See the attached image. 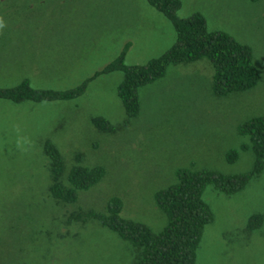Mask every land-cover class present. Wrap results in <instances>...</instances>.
<instances>
[{"label":"rangeland","instance_id":"1","mask_svg":"<svg viewBox=\"0 0 264 264\" xmlns=\"http://www.w3.org/2000/svg\"><path fill=\"white\" fill-rule=\"evenodd\" d=\"M180 17L202 13L210 30L249 45L257 85L226 97L213 93L208 60L171 65L140 91L141 110L127 116L117 88L121 72L94 78L71 101L14 103L0 99V264H134L135 249L97 221L76 215L104 211L112 197L122 216L155 231L166 223L154 193L175 181L180 167L243 173L253 167L251 150L230 149L249 140L238 126L264 115V0H180ZM171 22L146 0H0V87L24 79L34 88L67 90L104 69L130 47L128 65L159 57L175 42ZM106 118L113 132L92 123ZM63 155L66 172L78 155L106 174L68 205L54 200L44 145ZM215 221L204 232L197 264H264V173L233 196L206 192ZM263 224L249 231L250 216Z\"/></svg>","mask_w":264,"mask_h":264},{"label":"trees","instance_id":"2","mask_svg":"<svg viewBox=\"0 0 264 264\" xmlns=\"http://www.w3.org/2000/svg\"><path fill=\"white\" fill-rule=\"evenodd\" d=\"M146 1L171 22L176 35L173 45L159 57L144 64L128 65L125 61L130 47L128 43L104 69L74 88H34L28 79H24L16 86L0 87V99L14 103L71 101L84 95L89 83L97 76L121 72L123 78L117 94L123 103L127 116L125 123L128 124L140 113L141 89L163 79L171 65L208 60L214 67L213 93L216 97L244 92L257 85L260 74L249 45L224 31L210 30L206 17L200 12L180 17V0ZM258 1L250 0L252 3ZM92 123L102 132H113L116 128L104 117H95ZM238 133L247 137L249 144L228 150L226 161L234 164L239 159L240 150H251L254 157L252 169L226 174L218 170L177 168L175 181L154 193L156 206L167 219L161 230L155 231L144 222L122 216L124 203L119 197H112L104 211L88 210L76 218L83 222L97 221L129 242L135 249L134 264H197L205 229L215 221L206 192L214 189L233 196L244 191L254 176L264 173V115L241 123ZM44 152L50 162V194L57 202L75 204L80 192L97 185L106 174L103 166L83 165L80 155L76 157V164L66 172L63 155L52 142L45 143ZM262 224L263 216L253 214L246 228L256 231Z\"/></svg>","mask_w":264,"mask_h":264}]
</instances>
